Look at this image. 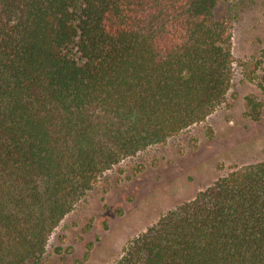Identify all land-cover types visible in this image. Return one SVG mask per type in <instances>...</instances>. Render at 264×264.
I'll return each instance as SVG.
<instances>
[{"label": "trees", "instance_id": "trees-1", "mask_svg": "<svg viewBox=\"0 0 264 264\" xmlns=\"http://www.w3.org/2000/svg\"><path fill=\"white\" fill-rule=\"evenodd\" d=\"M229 0H0V264H32L127 156L233 85ZM115 264H264V161L235 167Z\"/></svg>", "mask_w": 264, "mask_h": 264}, {"label": "rangeland", "instance_id": "rangeland-1", "mask_svg": "<svg viewBox=\"0 0 264 264\" xmlns=\"http://www.w3.org/2000/svg\"><path fill=\"white\" fill-rule=\"evenodd\" d=\"M233 85L205 120L127 156L52 233L32 264H115L130 243L170 210L235 167L264 161V0H229Z\"/></svg>", "mask_w": 264, "mask_h": 264}]
</instances>
